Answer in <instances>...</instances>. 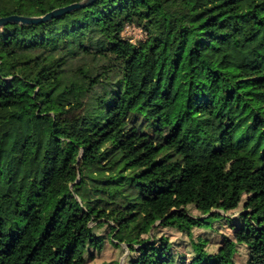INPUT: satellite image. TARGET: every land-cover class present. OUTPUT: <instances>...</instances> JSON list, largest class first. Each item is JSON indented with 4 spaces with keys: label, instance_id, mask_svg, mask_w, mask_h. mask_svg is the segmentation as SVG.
<instances>
[{
    "label": "trees",
    "instance_id": "obj_1",
    "mask_svg": "<svg viewBox=\"0 0 264 264\" xmlns=\"http://www.w3.org/2000/svg\"><path fill=\"white\" fill-rule=\"evenodd\" d=\"M77 1L0 0V17ZM222 220L208 253L193 229ZM106 242L124 264H235L237 243L264 264V0H95L0 26V264H88Z\"/></svg>",
    "mask_w": 264,
    "mask_h": 264
},
{
    "label": "rangeland",
    "instance_id": "obj_2",
    "mask_svg": "<svg viewBox=\"0 0 264 264\" xmlns=\"http://www.w3.org/2000/svg\"><path fill=\"white\" fill-rule=\"evenodd\" d=\"M125 36L130 37L133 41L137 39H144L146 37V33L143 32L140 28L132 25H127L124 31ZM191 214L198 216L200 214L193 205L189 206ZM241 208L228 211L223 214L228 215L230 217L237 216L240 213ZM204 216V215H202ZM201 216V217H202ZM223 221V220H222ZM224 225L215 224L212 229L200 228L196 226L193 229L194 236L196 237L198 234H204V239H209L206 241L204 247L206 248L208 253L216 252L223 240L224 235L232 234L231 227L227 224V222L223 221ZM163 232L167 233L170 238L174 241L181 242L179 248L181 250L190 249L188 248V242L190 241L189 236L183 234L178 231L174 227H165L162 228ZM208 235V236H207ZM207 236V237H206ZM187 243V244H186ZM203 244L205 242H202ZM199 246V245H198ZM190 247V246H189ZM128 250L126 245H123V249L116 248L110 243L106 242L105 247L101 252L98 253L96 259L88 264H124V260L126 257ZM234 260L235 264H247L248 260V247L245 243H237L234 250Z\"/></svg>",
    "mask_w": 264,
    "mask_h": 264
},
{
    "label": "water",
    "instance_id": "obj_3",
    "mask_svg": "<svg viewBox=\"0 0 264 264\" xmlns=\"http://www.w3.org/2000/svg\"><path fill=\"white\" fill-rule=\"evenodd\" d=\"M94 1L95 0H80V1L73 2L71 4H68V5H65L62 7L55 8V9H53V10H51V11H49L43 15H39V16L27 17V16H21V15L13 14V15L6 16V17H0V26L5 25L7 23H12V22H24V23L33 22V23H36V22L47 21V20L52 19L53 17H56L59 15L65 14L67 12H70L75 8L87 6L91 3H93Z\"/></svg>",
    "mask_w": 264,
    "mask_h": 264
}]
</instances>
